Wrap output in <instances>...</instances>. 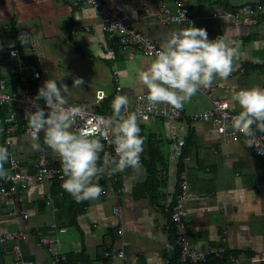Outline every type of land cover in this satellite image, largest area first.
<instances>
[{
  "label": "crops",
  "instance_id": "obj_1",
  "mask_svg": "<svg viewBox=\"0 0 264 264\" xmlns=\"http://www.w3.org/2000/svg\"><path fill=\"white\" fill-rule=\"evenodd\" d=\"M255 1L262 0H190L195 17L193 26L206 29L210 40L223 36L230 46L238 49L231 74L213 79L218 85L216 95L226 99L238 113L241 108L232 100L235 91L264 88V14L256 24L235 25L226 18L213 19L211 13L217 8L235 9ZM108 3L123 6L129 14L145 9L153 12L157 6L156 0H108ZM13 16H17L16 21H12ZM8 24L10 28H3ZM188 26L184 21L162 23L150 14L143 17L139 28L161 47L170 32ZM19 28L33 29L40 63L47 69L48 79L53 75L61 87L63 84L69 87L64 93L66 101L81 100L93 108L96 89H103L106 95L114 94L113 69L118 70L121 85L117 95H127L129 104L135 93L147 90L138 72L154 57L142 54L135 46L121 48L115 39H107L96 10L76 8L69 0H0V77L11 84L15 58L7 52L13 47L10 45L20 48L24 60L36 58L27 44L22 45L16 38ZM254 72L256 76L252 75ZM77 77L82 78L83 84L73 87ZM209 105L208 99L199 93L185 102L188 112ZM150 120L157 123L155 128L148 124ZM141 123L148 126L147 134H160L156 138L153 135L152 141L156 140L154 145L162 144L166 154L161 122L149 119ZM189 138L183 156L188 157L185 163L189 186L196 195L187 202V235L191 245L198 249L215 246L224 235L227 246L238 250L237 264H264V157L253 155L243 136L227 147L220 146L218 137L205 124L194 126ZM37 144L39 148L35 147ZM0 146H4L1 132ZM10 149L29 168L41 149L52 162L60 161L58 154L44 143L43 132L36 139L20 130ZM143 156L149 159V150ZM115 170L120 186L114 188L113 183L104 182L102 194L94 200L77 203L62 188L63 180L44 181L19 191L15 208L26 209L29 214L22 224L18 214L10 213L11 207L0 206L1 230L22 225L27 232L20 244L26 264H123L120 259L103 257L105 247L122 248L131 264H165L164 259L169 255L165 243L172 240L166 197L157 192L151 198L141 154L137 169ZM166 189L164 186L159 191ZM108 202L111 209L119 205L120 213L108 214ZM119 226L123 227V233L116 235ZM59 227L65 230L59 231ZM37 234H56L60 239L56 248L66 254L67 261L54 262L45 246L38 243ZM9 246L10 242L2 248ZM13 259L9 250L0 249V264H11Z\"/></svg>",
  "mask_w": 264,
  "mask_h": 264
},
{
  "label": "built area",
  "instance_id": "obj_2",
  "mask_svg": "<svg viewBox=\"0 0 264 264\" xmlns=\"http://www.w3.org/2000/svg\"><path fill=\"white\" fill-rule=\"evenodd\" d=\"M71 5L76 8L92 7L99 14L102 22V29L110 40H116L119 47L126 48L135 46L142 54L153 56L161 47L142 33L139 26L143 17L154 15L162 23H178L181 19L180 13H184V22L195 20L190 9V0H156V9L152 12L145 9L138 14H129L123 6L119 4H109L108 0H69ZM264 14V1L246 2L235 9H215L211 13L213 19L226 18L235 25L256 24L261 15ZM17 16L12 17L16 21ZM10 28L11 24L3 25V28ZM27 34V48L36 55L34 60H24L21 57V51L18 46H13L7 50L9 56L15 58L13 72L21 83L15 88L5 77H0V108H5V114H0V132L3 134L4 147L9 152V162L4 164L7 171L6 176L0 177V206L11 207L10 213L18 214L21 224L29 214L26 209H17L16 203L18 193L21 190L28 189L32 185H39L44 181L54 182L63 180L61 161L52 162L44 150H39L35 154L31 168L11 152L13 138L20 130L27 136L34 138L29 129L25 110L34 111L32 102L37 96L38 89L48 80L47 69L41 65L39 54L37 52L38 42L32 28H19L15 36ZM19 40V39H18ZM15 53V55H12ZM112 82L115 85L114 96L121 89L118 70L112 71ZM216 83L204 88L201 87L197 93L202 94L210 105L202 109L191 112L186 111L185 104L182 109H174L172 106L164 103L150 105L146 97L148 91L135 93L132 104H129L127 112H135L138 121L144 122L149 119H156L161 122L163 136L167 143V167L165 177L166 202L165 208L169 214L173 226L174 239L167 240L165 249L169 255L164 259L165 264L169 263V256L178 251L177 264H237L239 259L230 247L226 244L224 235L220 237V243L205 249H198L191 245L187 226L189 221V210L187 202L195 197L188 181L187 165L185 160L188 157L183 156V149L187 144V138L191 129L198 123L207 125L217 137L218 143L222 147H227L239 137L244 135L232 127V117L239 113L232 110L229 102L216 95ZM103 89H96L95 104L101 102L105 97ZM41 108L48 111L43 99L35 101ZM78 106L83 112L77 117L73 126V131L89 130L96 123L97 117H105L104 114L94 111L85 102L67 101L66 106ZM255 130V126H253ZM103 144V151L100 152L99 167H104L105 171L101 175L105 183L117 181V172L114 165L105 166L104 160L116 158L114 136L110 130L101 132L97 135ZM246 139V138H245ZM248 146V145H247ZM253 155L264 157V133L256 131L254 146L249 147ZM116 214L120 213V206L112 207ZM1 213V212H0ZM59 231H64V227H59ZM116 235L123 233V227L115 229ZM27 232L20 225L12 229H0V249L9 250L14 256L11 264H26L22 258L20 244L25 239ZM38 243L45 246L54 262H64L67 260L65 253L59 251L56 246L60 239L56 234H37ZM11 243L9 248H2L3 244ZM102 256L110 260L120 259L123 264H131L127 258L126 252L122 248L105 247L102 250ZM214 260V263L210 261Z\"/></svg>",
  "mask_w": 264,
  "mask_h": 264
},
{
  "label": "clouds",
  "instance_id": "obj_3",
  "mask_svg": "<svg viewBox=\"0 0 264 264\" xmlns=\"http://www.w3.org/2000/svg\"><path fill=\"white\" fill-rule=\"evenodd\" d=\"M180 16L179 23L185 20L184 13ZM188 24L186 28L170 32L155 58L138 72L139 80L148 91L146 99L153 107L164 103L182 109L201 87L211 86L215 76L227 78L231 74L238 49L230 46L223 36L210 40L206 29L193 26L191 21ZM18 39L22 45L29 42L24 33ZM82 84V78L73 80V87ZM68 88L65 84L61 87L54 79L46 80L32 102L35 110L26 109L25 115L33 137L38 139L43 132L44 143L58 154L63 173L62 188L80 203L98 199L103 192L99 178L105 168L99 167L98 161L104 146L97 135L102 131L112 132L116 158L105 159L104 165H114L121 172L140 166L145 138L140 135L137 114L127 112L129 99L123 94L114 97L110 117H97L87 131H73L83 110L75 105L66 106L64 93ZM40 99L44 100L47 112L35 102ZM232 100L241 108L239 114L232 117V127L244 135L249 147H253L256 131L264 133V88L240 89L234 92ZM35 147L39 148V144ZM7 162L8 149L0 146V177L7 174L4 168Z\"/></svg>",
  "mask_w": 264,
  "mask_h": 264
},
{
  "label": "trees",
  "instance_id": "obj_4",
  "mask_svg": "<svg viewBox=\"0 0 264 264\" xmlns=\"http://www.w3.org/2000/svg\"><path fill=\"white\" fill-rule=\"evenodd\" d=\"M26 58L31 59L32 57L27 56ZM27 60V59H26ZM12 86L15 88L16 86H19L21 83L18 81V77L16 75L12 76ZM114 95L110 94V95H105L104 99L99 102L98 104H95V106L92 108L94 111L104 114L106 117H110L112 115V101L114 99ZM5 108H0V114L3 115L5 114ZM138 124L141 128V132L140 135L143 136L145 138V142H147L148 145V150L151 154V157L148 159H146L145 156H143V153L145 152L143 150V152L141 153L142 156V161L143 164L146 167V170L148 172V177H147V184L150 183V185H147L149 187H147V190H151V198L153 199L154 197H156L157 192H160L161 194H163L161 191H159L161 189V186L164 184L165 182V177H166V167H167V159H166V154L163 152V150L158 146V147H150L149 145H151L152 143V137L153 133L147 134L145 136L144 132H143V128H144V123H141L140 121H138ZM189 137V136H188ZM190 143V138H187V143ZM155 161V162H154ZM160 163V164H158ZM161 166L163 167V174L159 173V170L157 169V166ZM104 181H102L101 176L99 178V185L103 188L104 187ZM114 188H117L120 186V180L117 179L116 183H114ZM170 219V217H169ZM170 227H171V239L173 240L174 238V233H173V226L172 223L170 221ZM234 253H237L238 250H231ZM177 254L178 251H174V253H172L171 256H169V263L168 264H177ZM67 261V260H66ZM211 263H214V260L211 259L210 261ZM185 264H192V263H188L186 262Z\"/></svg>",
  "mask_w": 264,
  "mask_h": 264
},
{
  "label": "rangeland",
  "instance_id": "obj_5",
  "mask_svg": "<svg viewBox=\"0 0 264 264\" xmlns=\"http://www.w3.org/2000/svg\"><path fill=\"white\" fill-rule=\"evenodd\" d=\"M15 64V59H14V62H13V65ZM256 74H257V72H254V73H252V75L253 76H256ZM50 77V79H54L55 80V78H54V76L52 75V76H49ZM88 98H89V96H87ZM148 124H153V125H150V127L151 128H155L156 126H157V123H154V120H150V122H148ZM143 132H144V134L145 135H147V133H149V129H148V126H146L145 124H144V128H143ZM209 132L210 133H213L211 130H209ZM214 134V133H213ZM155 138H156V136L157 135H160L158 132H156L155 134ZM159 139H161V137L159 138ZM155 140V139H154ZM156 141V140H155ZM155 141H152V144L151 145H149L151 148L152 147H158V144H159V147H162L161 149L162 150H164L165 151V149L163 148V146H161L162 144H160V143H157L156 145H154L156 142ZM147 150H148V145H147V142H145L144 143V153L147 155ZM158 164H160V163H158ZM157 169L159 170V173H161V174H163V167H162V165L160 166H157ZM164 186H165V182H164V184L161 186L162 187V189L164 188ZM163 193V195L166 197L167 196V194H166V192L165 191H163L162 192ZM164 197V198H165ZM110 204H109V202L107 203V206H106V212L108 213V214H113L114 212H113V210L111 209V206H109Z\"/></svg>",
  "mask_w": 264,
  "mask_h": 264
}]
</instances>
